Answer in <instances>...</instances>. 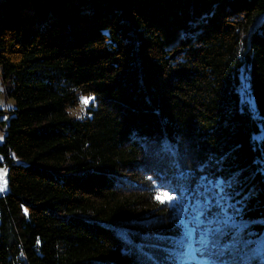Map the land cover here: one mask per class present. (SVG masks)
<instances>
[{
    "label": "trees",
    "instance_id": "16d2710c",
    "mask_svg": "<svg viewBox=\"0 0 264 264\" xmlns=\"http://www.w3.org/2000/svg\"><path fill=\"white\" fill-rule=\"evenodd\" d=\"M0 86V264H184L220 195L264 232V0H0Z\"/></svg>",
    "mask_w": 264,
    "mask_h": 264
},
{
    "label": "rangeland",
    "instance_id": "374dc122",
    "mask_svg": "<svg viewBox=\"0 0 264 264\" xmlns=\"http://www.w3.org/2000/svg\"><path fill=\"white\" fill-rule=\"evenodd\" d=\"M0 90H3V86H0ZM84 100H88V103H83ZM93 102L94 98L92 96H82L79 105L72 108L70 112L74 117L80 118L87 114V109ZM14 105L15 102L13 99H7L4 94H0L1 108L8 109L9 107H14ZM2 134L3 130L0 129V141L3 139ZM5 174L6 169L0 167V188L3 189L0 191V194L5 193L8 190L7 182L5 181ZM158 197L161 200L174 202V198L166 192H159ZM226 199L227 196L225 197L222 195L216 198V210L208 217V219H202L203 215L201 216V214H198L196 217L197 219H200L199 226L191 227L184 225V232L188 239L184 251V264H219L218 262H215L214 259H219V261L228 259L229 261L233 258H235V264H264V232L256 238L253 237L247 239V241L252 242L250 245L251 247L246 251H243L242 249H238L237 251L232 250L236 247L241 248V246L247 245V241H240V245H238L237 242L233 240L222 246L214 242L215 236H218L221 231H228L226 229L227 227L229 229L235 225H243L242 222L235 219L233 213L228 209L229 202ZM210 254H212L211 257H209Z\"/></svg>",
    "mask_w": 264,
    "mask_h": 264
},
{
    "label": "snow or ice",
    "instance_id": "6c2138e0",
    "mask_svg": "<svg viewBox=\"0 0 264 264\" xmlns=\"http://www.w3.org/2000/svg\"><path fill=\"white\" fill-rule=\"evenodd\" d=\"M83 103L87 104L88 103V100H84ZM3 189L0 188V191H2ZM159 199V197H157ZM170 199V198H169Z\"/></svg>",
    "mask_w": 264,
    "mask_h": 264
},
{
    "label": "built area",
    "instance_id": "2783aa9c",
    "mask_svg": "<svg viewBox=\"0 0 264 264\" xmlns=\"http://www.w3.org/2000/svg\"><path fill=\"white\" fill-rule=\"evenodd\" d=\"M248 100H247V96L246 94H244V102L246 103Z\"/></svg>",
    "mask_w": 264,
    "mask_h": 264
}]
</instances>
